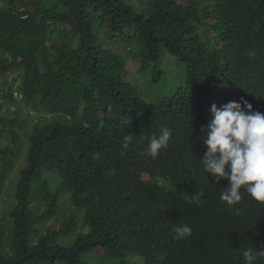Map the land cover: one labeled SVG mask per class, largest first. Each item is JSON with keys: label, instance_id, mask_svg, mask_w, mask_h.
<instances>
[{"label": "trees", "instance_id": "16d2710c", "mask_svg": "<svg viewBox=\"0 0 264 264\" xmlns=\"http://www.w3.org/2000/svg\"><path fill=\"white\" fill-rule=\"evenodd\" d=\"M211 2L0 0V137L18 135L15 91L41 116L8 228L0 218V264H245V249L264 246V203L242 190L230 209L220 200L229 181L200 162L213 104L246 100L264 114V0ZM123 44L140 58L145 92L125 75ZM164 127L168 147L143 155ZM16 148L0 147V158ZM68 192L80 227L76 213L58 216ZM200 192L198 204L184 199ZM181 224L193 232L174 239ZM69 233L71 244L59 242Z\"/></svg>", "mask_w": 264, "mask_h": 264}, {"label": "clouds", "instance_id": "9594fccd", "mask_svg": "<svg viewBox=\"0 0 264 264\" xmlns=\"http://www.w3.org/2000/svg\"><path fill=\"white\" fill-rule=\"evenodd\" d=\"M210 1L212 4L215 2ZM209 22L218 21L213 18ZM218 25L221 27V34L224 33L225 23L218 22ZM162 87L163 85H160L157 92L163 93ZM14 94L16 97H22L18 91ZM211 113L213 119L201 129L206 132L204 143L207 151L200 162L217 183L221 179L229 181L228 186L220 192V200L232 209L242 201L243 193H246L255 201L264 203V114L253 111L252 105L246 100L239 103L231 101L222 107L213 104ZM172 135L169 128H161L158 135L150 138L143 155L152 158L158 156L168 147ZM132 138L131 134L124 136L122 147L127 149ZM157 181L160 184L164 182L161 178ZM202 195V192L192 196L186 194L184 199L190 204H198ZM235 212L238 215L240 209L235 208ZM173 232L174 239H181L191 236L193 229L187 224H181L175 227ZM242 257L245 264H255L264 258V246L248 247L243 251Z\"/></svg>", "mask_w": 264, "mask_h": 264}, {"label": "rangeland", "instance_id": "374dc122", "mask_svg": "<svg viewBox=\"0 0 264 264\" xmlns=\"http://www.w3.org/2000/svg\"><path fill=\"white\" fill-rule=\"evenodd\" d=\"M214 32V30H213ZM130 47V46H129ZM115 49L118 51L125 50V53L128 55V60L126 63V77L128 78L127 74L131 72H135L136 77L138 81H144V86H142L143 91H147L145 88L150 86V81L149 78L145 77L143 74V71L138 70L140 68V58L135 60L134 55H130L129 52L127 51L126 45H121L118 47L115 46ZM132 53L136 51V49L131 48ZM165 74H167L172 83L170 84L173 87H176L178 84H180L179 80L176 79V72L172 68H164ZM134 80V79H133ZM9 82L12 81L11 79H8ZM136 84V81L133 82ZM17 84H15L14 89H16ZM157 97H162L163 93L162 92H157L156 93ZM155 96V97H156ZM21 97H18V100L16 104H13L14 106L12 107L13 112L11 111V117H15L17 124L15 126V129L18 133L14 141H10L8 138L5 137H0V147L5 148L7 146L9 147H14L17 146V148L7 154H2L0 158V172L4 169V163L8 159H12L14 164L6 169V175H5V180H4V187L0 188V218L2 219L1 222V229L4 230L8 228L6 225L8 221L12 219L11 217V210L14 207L15 203V198H14V193H15V186L18 180L20 179L21 175V170L22 168L27 164V150H28V145H29V136L32 132L33 126L38 121V119L41 117L39 114L36 115L34 111L25 105L22 100H20ZM150 100V98H147ZM54 185V183H53ZM56 186V185H55ZM54 186V187H55ZM58 216L61 218V220L68 218L69 215L76 213L75 220L78 224L75 226H81L83 223V217L84 213L79 212L71 203L70 200V194L65 193L63 196H61L59 200V205H58ZM75 235L72 236V233L66 234L62 238L59 239V242H62L63 244H71L74 240ZM63 264V263H59Z\"/></svg>", "mask_w": 264, "mask_h": 264}]
</instances>
